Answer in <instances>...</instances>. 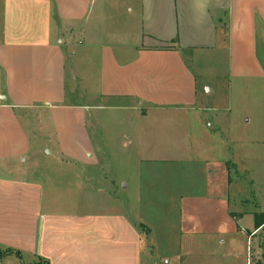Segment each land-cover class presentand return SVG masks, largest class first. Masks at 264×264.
<instances>
[{"label": "crops", "instance_id": "crops-1", "mask_svg": "<svg viewBox=\"0 0 264 264\" xmlns=\"http://www.w3.org/2000/svg\"><path fill=\"white\" fill-rule=\"evenodd\" d=\"M87 29L96 37L97 31H110L103 41L92 36L75 47L72 36ZM259 30L264 32V0H0V248L20 252L8 253L0 264L13 256L18 262L12 264H138L143 234L136 224L120 211L85 209L70 198L89 189L84 179L95 173L66 172V165L98 164L86 110L131 112L134 119L120 128L141 151L143 119L159 121L158 134L170 131L171 151L156 158L183 161L181 145H202L204 134L211 139L196 107L198 75L183 50L195 56L234 49L239 97L247 81L264 80ZM78 67L92 79L74 76V92L91 95V105L68 99L69 69L76 75ZM85 80L90 85L81 86ZM39 111L42 118L36 117ZM48 122L51 130L44 128ZM213 141L204 172H218L221 192L212 195L209 185L205 195L183 197L180 233L188 241L187 255L195 240L225 242L229 229L243 231L244 216L252 219L245 231L257 230L258 209L240 215L231 210L233 166L228 156L212 153ZM33 144L56 159L59 172L45 167Z\"/></svg>", "mask_w": 264, "mask_h": 264}, {"label": "rangeland", "instance_id": "rangeland-1", "mask_svg": "<svg viewBox=\"0 0 264 264\" xmlns=\"http://www.w3.org/2000/svg\"><path fill=\"white\" fill-rule=\"evenodd\" d=\"M85 31L79 36H72L75 47L89 43L92 36L103 41L107 35L106 31L110 30L97 31V37L91 34L90 29ZM111 40H115L114 37H111ZM256 49L264 70L263 30H259L257 35ZM183 54L198 75L199 93L196 107L203 119L205 130L211 132V139L216 140V143L214 141L213 143L218 149L215 148L212 153L228 156L233 166L232 184L229 185L228 194L231 210L237 212L235 215L242 214L241 211L257 209L263 214L264 80L247 81L237 97V81L234 75L237 59L233 55L234 49L226 52L211 51L206 54L199 52L195 56L183 50ZM75 60L73 59L74 62ZM73 61L70 60L69 65ZM78 69L76 75L71 74L69 69L68 99L91 105L94 102L91 95L77 97L74 92L76 89L74 76L77 80L92 79L91 72L85 70L86 68ZM205 83L210 91L204 86ZM86 84L90 85L86 80L80 82L81 86ZM86 112L87 128L95 140L93 148L98 164L85 166L70 162L66 165V172H84L83 176L87 172L95 173L92 180L84 179L86 183L91 182L90 186L89 184L83 186L89 189H79L77 194H72L70 198L84 203L85 209L91 208L101 212L120 211L136 224L143 234L139 242L138 264H183V261L184 264H264V225L249 235L245 231L246 227H249L247 223H251L252 220L249 216H244L240 222L243 231L229 229L223 236L225 242L216 237L210 241L195 240L191 242L195 248H190V254H186L189 250L188 241L180 233L183 197H190L193 194L205 195L209 185L214 189L212 195L218 196L221 192L220 186L218 188L220 192L216 187L219 182L218 172L215 176L214 173L211 175L210 172H204V159L210 153L211 140L207 139L206 134L199 135L202 145L197 142L180 146V149H184L185 160L162 161L156 157L171 151V137L170 131L167 130L166 136L158 134L156 126L159 121L149 117L147 120L143 119L141 151L142 146L126 137L125 129L120 128L134 119L131 112L124 110L114 112L101 107H89ZM38 115L40 118L43 116L40 111L36 117ZM30 116L33 115L30 113ZM244 118L250 121L245 122ZM98 121L102 143L98 141V130L95 128ZM210 124L213 126L210 127ZM153 125L155 126L151 128ZM38 127L37 124L35 133H38ZM44 128L51 130L49 122ZM144 129L148 131V136H145L147 131L144 132ZM30 132L31 136H34L33 132ZM222 139L224 143H221ZM33 147L37 149L42 163L50 172H59V163L55 158L46 157L44 154H48L47 151L41 152L37 144H33ZM70 175L69 173L68 177ZM77 175L80 176L79 173ZM83 178H79V181ZM250 229L252 231L253 227ZM7 254V250L0 248V259ZM10 260L18 262L13 256L3 264H12Z\"/></svg>", "mask_w": 264, "mask_h": 264}, {"label": "trees", "instance_id": "trees-1", "mask_svg": "<svg viewBox=\"0 0 264 264\" xmlns=\"http://www.w3.org/2000/svg\"><path fill=\"white\" fill-rule=\"evenodd\" d=\"M263 223H264V213L260 214V215H256V223H255L256 229L261 227L263 225ZM7 251H8V253H15V254H18V255L20 254V252L17 251V250L7 249Z\"/></svg>", "mask_w": 264, "mask_h": 264}]
</instances>
